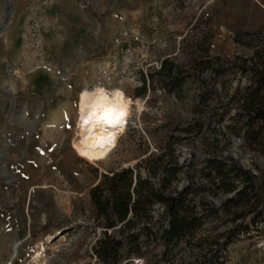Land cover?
Listing matches in <instances>:
<instances>
[{"label":"rangeland","instance_id":"obj_1","mask_svg":"<svg viewBox=\"0 0 264 264\" xmlns=\"http://www.w3.org/2000/svg\"><path fill=\"white\" fill-rule=\"evenodd\" d=\"M211 1L0 0V264H7L21 237L12 264L31 263L39 247L44 264H100L91 250L105 228L91 190L113 171L140 167L146 177L149 160L172 142L184 166L172 189L192 187L195 202L220 206L232 196L198 188L206 184V160L229 156L259 177L264 197V123L247 126L244 100L253 78L238 69L264 50V0ZM204 7L212 19L191 28ZM154 19L168 46H153L140 67L117 65L114 39L134 28L152 38ZM221 26L235 37L218 41ZM153 56H171L168 61L183 71L179 90L154 75L142 92L139 73ZM97 87L130 101L131 119L108 159L93 165L78 158L72 143L80 96ZM260 97L264 101V92ZM190 126L194 130L186 132ZM242 211L245 219L236 223L252 224V208ZM235 225L233 215L211 218L191 244L166 250L151 242L140 258L144 264H211L205 261L221 243V264H264V226L253 225L251 234L229 243L225 235ZM111 235L121 237L118 230Z\"/></svg>","mask_w":264,"mask_h":264},{"label":"trees","instance_id":"obj_2","mask_svg":"<svg viewBox=\"0 0 264 264\" xmlns=\"http://www.w3.org/2000/svg\"><path fill=\"white\" fill-rule=\"evenodd\" d=\"M238 69L243 73L250 72L253 78L252 92L244 100L248 109L247 126L252 130L255 123H264V101L260 97L264 92V50L256 51L255 56ZM158 75L173 92L179 90L185 81L183 71L170 61L163 64ZM142 92H146V86ZM194 128L190 126L186 132ZM249 137L256 141V135ZM173 144L161 155L149 160L146 177L140 167L113 171L104 175L102 184L91 190L96 217L107 230L95 248V253L105 264H121L125 260L141 257L143 248L151 242L161 243L166 250L183 242L189 245L195 233L211 218L222 219L223 216L233 215L236 225L225 235L229 243H233V238L251 234L253 225L264 226V197H259L263 185L258 183V176L233 157L211 156L202 170L206 184L198 188L199 191L232 196L220 206L204 199L195 202L191 198L195 191L192 187L181 191L172 189L184 170V166L177 161ZM168 156L172 161L166 159ZM155 179H160L159 184L155 183ZM252 198H255L253 203ZM156 205H161L164 210H156ZM247 207L252 208L249 212L254 213L253 223H236L245 219V212L239 210ZM156 212H161L158 218L155 217ZM163 218L168 221L167 228ZM119 226L117 230L121 237L108 235V230L115 231ZM218 246L214 256L205 262L221 264L225 244L218 243Z\"/></svg>","mask_w":264,"mask_h":264},{"label":"bare ground","instance_id":"obj_3","mask_svg":"<svg viewBox=\"0 0 264 264\" xmlns=\"http://www.w3.org/2000/svg\"><path fill=\"white\" fill-rule=\"evenodd\" d=\"M97 89L103 88L97 87L93 92L86 91L87 96L84 95L85 92L80 96L77 136L72 143V149L78 158L93 165L104 162L113 152L119 134L126 129L131 105L130 101H125L105 89L101 95ZM136 104L142 106V101L138 100ZM121 112L125 113L123 117L120 116ZM65 240L64 237L61 242ZM22 242L17 241L12 245L10 261L7 264H12L19 256ZM44 250L39 247L29 264H44Z\"/></svg>","mask_w":264,"mask_h":264},{"label":"built area","instance_id":"obj_4","mask_svg":"<svg viewBox=\"0 0 264 264\" xmlns=\"http://www.w3.org/2000/svg\"><path fill=\"white\" fill-rule=\"evenodd\" d=\"M215 0H212L214 2ZM209 4V5H210ZM208 6V5H207ZM169 12L175 13L176 11L170 10ZM212 19V14L211 12L208 11L207 7L201 8L199 12L196 14L195 19L191 25V28L197 27L198 24H202L203 22L210 21ZM154 25V35L152 38L144 35L139 29H132V30H127L125 32H122L119 36H117L114 39V46L116 53L114 55L115 63L118 65V61L121 63L122 67H125L129 64L134 66L140 67L141 64H143V59L145 60L146 57L151 56L154 51H151V48L153 46H158L160 48H166L168 46L169 39L167 36L162 37L161 35H157L159 33L160 28H156L157 21L154 19L153 21ZM216 39L218 41L224 40L227 36H233L235 35L233 33H230L226 30L225 27L221 26L217 32ZM180 43V41H179ZM180 45V44H179ZM211 49H216V44L213 43L211 45ZM171 56H163L161 58H158L157 56H153V60L148 66L147 69L142 68V71L139 73L140 78L139 81L143 84L144 86H150L151 79L154 78V75H157L161 72L163 68V64L168 61V59ZM150 68V69H149ZM151 93V90H149ZM160 182V179H155V181ZM159 184V183H158ZM181 191V189H179ZM156 210H164V208L161 207V205H156L155 206ZM155 217L158 218V212L154 213ZM168 227V221L165 222V228ZM119 227L116 228L119 229ZM107 230L105 229V232ZM113 230H108L109 236L112 234ZM101 239H99L95 246L91 250V254L94 257L95 261H98L100 264H105L104 262L101 261V259L98 257V255L95 253V248L98 245V242ZM144 264V259H141L140 257L138 258H132L130 260H125L121 264Z\"/></svg>","mask_w":264,"mask_h":264},{"label":"clouds","instance_id":"obj_5","mask_svg":"<svg viewBox=\"0 0 264 264\" xmlns=\"http://www.w3.org/2000/svg\"><path fill=\"white\" fill-rule=\"evenodd\" d=\"M97 92H99L101 95H103V89H97ZM84 95H85V96H87V95H88V93H87V92H85V93H84Z\"/></svg>","mask_w":264,"mask_h":264},{"label":"snow or ice","instance_id":"obj_6","mask_svg":"<svg viewBox=\"0 0 264 264\" xmlns=\"http://www.w3.org/2000/svg\"><path fill=\"white\" fill-rule=\"evenodd\" d=\"M119 95V94H118ZM125 115V113L121 112L120 113V116L123 117Z\"/></svg>","mask_w":264,"mask_h":264},{"label":"water","instance_id":"obj_7","mask_svg":"<svg viewBox=\"0 0 264 264\" xmlns=\"http://www.w3.org/2000/svg\"><path fill=\"white\" fill-rule=\"evenodd\" d=\"M21 240H23V241H24L25 239H23V237H21ZM9 261H10V258L7 260V262H9Z\"/></svg>","mask_w":264,"mask_h":264}]
</instances>
